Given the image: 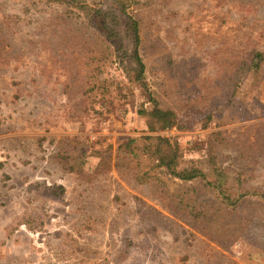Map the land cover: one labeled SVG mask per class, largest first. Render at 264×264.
<instances>
[{
    "label": "rangeland",
    "instance_id": "rangeland-1",
    "mask_svg": "<svg viewBox=\"0 0 264 264\" xmlns=\"http://www.w3.org/2000/svg\"><path fill=\"white\" fill-rule=\"evenodd\" d=\"M136 1L166 131L147 132L133 62L80 12L0 0V264H264V0ZM146 136L247 194L231 207L118 148Z\"/></svg>",
    "mask_w": 264,
    "mask_h": 264
},
{
    "label": "trees",
    "instance_id": "trees-1",
    "mask_svg": "<svg viewBox=\"0 0 264 264\" xmlns=\"http://www.w3.org/2000/svg\"><path fill=\"white\" fill-rule=\"evenodd\" d=\"M37 7L41 3L64 5L70 13L80 12L83 19L97 30L105 40L109 48H114L127 56L133 62L132 77L130 81L137 84L144 90V103L137 111L138 115L145 120L146 130L149 133L166 131L177 127L179 120L174 111L163 109L157 100L147 90L145 83V64L142 59L140 46V26L133 7L136 0H98L97 2L87 3L81 0H30ZM76 13H74L75 15ZM262 55L254 53L247 71L256 73L259 70ZM119 150L131 159L140 161L146 160L150 169L158 168L166 174L171 175L181 181H202L222 199V201L233 207L240 198L247 192L241 190L237 195L231 192L230 185L225 184V172L213 168V179L208 176L201 168L195 164L189 167H180V154L170 139L165 137L129 138L119 145ZM146 174L139 176L143 182ZM212 180V181H211ZM241 185L237 182V190Z\"/></svg>",
    "mask_w": 264,
    "mask_h": 264
}]
</instances>
